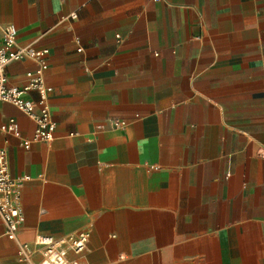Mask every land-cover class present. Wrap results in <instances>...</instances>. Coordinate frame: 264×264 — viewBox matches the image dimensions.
I'll return each instance as SVG.
<instances>
[{
  "label": "crops",
  "instance_id": "obj_1",
  "mask_svg": "<svg viewBox=\"0 0 264 264\" xmlns=\"http://www.w3.org/2000/svg\"><path fill=\"white\" fill-rule=\"evenodd\" d=\"M8 24L48 49L57 124L25 148L3 125L35 120L0 100L22 212L17 239L0 216V264L80 231L83 264H264V0H0V47Z\"/></svg>",
  "mask_w": 264,
  "mask_h": 264
},
{
  "label": "built area",
  "instance_id": "obj_2",
  "mask_svg": "<svg viewBox=\"0 0 264 264\" xmlns=\"http://www.w3.org/2000/svg\"><path fill=\"white\" fill-rule=\"evenodd\" d=\"M18 29L14 24L4 27L3 43L0 47V100L15 104L36 122L31 137H22L21 130L14 118H11L3 128L22 138V144L29 148L33 140L49 141L54 138L56 121L48 102L52 87L47 83L44 71L47 68L45 55L48 49H35L31 46L17 44ZM33 56L37 59L36 72L29 71V81L18 86L10 84L7 76V66L11 61ZM36 90L39 100L27 97V93ZM126 122L116 119L114 127L122 128ZM18 183L9 169L7 151L0 149V216L6 227V235L10 239H17V232L22 221V212L17 200ZM89 232L80 231L76 234L56 238L51 234H39L35 244L39 248L40 261H34V248L27 242L18 243V252L22 260L28 264H83L81 255L86 251Z\"/></svg>",
  "mask_w": 264,
  "mask_h": 264
}]
</instances>
